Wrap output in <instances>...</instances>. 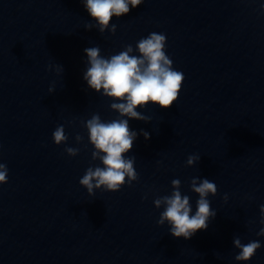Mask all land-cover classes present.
Here are the masks:
<instances>
[{
  "label": "clouds",
  "instance_id": "obj_1",
  "mask_svg": "<svg viewBox=\"0 0 264 264\" xmlns=\"http://www.w3.org/2000/svg\"><path fill=\"white\" fill-rule=\"evenodd\" d=\"M84 6L96 22L86 23V30L97 28L101 35L109 30L116 32V24H111L113 17L127 15L132 9L137 8L143 0H81ZM166 36L162 33L152 32L147 37H142L135 46L139 55H134L131 44L124 50L110 57L101 56L99 46L86 48L87 69L83 79L90 89L102 94L113 102L110 105L112 111L119 117L110 121H104L99 114H93L84 122L87 129L89 143L93 146L92 160H99L101 166L88 167L85 174L79 180L90 196L94 191L103 189L108 192H117L125 184L129 186L138 179L135 170V157H127L126 154L133 148L137 138V132L129 126V119L149 122L150 118L137 111L147 105H158L161 109H169L177 101L182 89L184 75L173 68V61L165 52ZM58 71L63 70L60 66ZM50 92L52 89L49 90ZM125 117L127 119H125ZM141 134L147 140L150 134L141 130ZM56 145L65 144L68 136L63 125L58 126L52 133ZM80 143L83 137L79 134L75 137ZM69 156H76L78 148L66 147ZM200 160L199 156L190 155L187 165L192 166ZM8 181V168L0 162V185ZM173 191L170 195L159 196L153 203L157 209L163 206L157 224L167 223L170 226V234L175 238L190 239L199 230H206L210 219H214L216 211L212 209L208 199L209 195L217 194V186L214 182L203 178H192L190 191L198 195L196 211L192 214L190 197L180 191L181 181H171ZM227 201V195L224 197ZM261 224H264V205L260 207ZM264 236V227L257 233ZM234 246L239 249L235 256L236 261H249L261 248L257 240L242 244L239 237L234 238Z\"/></svg>",
  "mask_w": 264,
  "mask_h": 264
}]
</instances>
